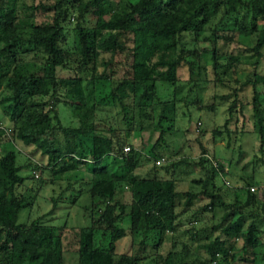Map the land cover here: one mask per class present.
Wrapping results in <instances>:
<instances>
[{
	"label": "trees",
	"instance_id": "1",
	"mask_svg": "<svg viewBox=\"0 0 264 264\" xmlns=\"http://www.w3.org/2000/svg\"><path fill=\"white\" fill-rule=\"evenodd\" d=\"M105 1L89 0L87 6L95 7ZM62 3L60 0L55 4L50 23L38 25L29 18L18 20L13 8L7 10L0 6V83L4 78L1 101L11 122V127L6 130H9V143L12 144L0 155V264H52L54 253L61 244L62 228L48 225L45 220L53 215L58 200L51 198L52 207L45 217L19 223L20 210L31 205V200L19 191L25 179H32L36 188L31 185L30 189L38 192L49 184L42 177L43 172L51 173L56 179L57 174L84 162L88 163L86 169L91 177L79 194L84 193L89 202L85 207L88 222L75 233L77 264H139L147 259L149 249L156 250L154 264L264 262V241H260L264 233V213H261L264 211V191L251 192L252 180H246L239 187L240 191L235 190L239 196L235 194L233 201L226 203L215 185L216 177H223L220 174L226 169L214 157H205L204 150L196 162L203 170V178L192 180L199 185L195 191H180L178 178L157 173L145 177L137 175L138 154L131 148L127 154L122 153L124 146H116L111 136L97 131L93 105L80 85L73 86L68 92L71 104L80 108L77 127L63 126L53 112H37L40 104L36 99L54 98L58 74L69 67L61 47L65 43L62 22L66 17ZM221 5L226 7L227 14L238 13L243 0H126L123 9L110 12L108 17L97 15L92 26L85 25V19L75 25L72 44L79 57L77 63L81 66L92 61L98 54L102 32H110L107 35L112 40V50L125 49L131 58V86L126 98L132 97V101L123 105V109L129 111V118H125L127 125L134 122L135 114L151 122L153 110L157 111L158 120L173 121L175 105L179 101L174 97L176 87L172 89V97L164 99L157 86L175 85L182 64L192 71L203 51L197 45L186 46L182 38L196 40L210 12ZM249 7L253 19L248 33L254 38L247 50L252 52L254 61L251 75L243 84L254 89L251 102L253 131L259 136L261 145L264 142V92H258L256 86L264 85V75L257 71L264 51V24L258 27L255 20L258 16L264 19V0H250ZM220 38L214 37V45ZM38 53L42 55V61L33 63L30 69L18 64L20 57L29 54L37 57ZM210 53L214 74H231L232 57L226 56V62L220 63L215 46ZM216 81L221 83L218 77ZM195 103L199 100L191 101V104ZM234 103L232 101L227 109L230 116ZM229 119L225 120L226 124ZM147 127L138 125L136 132ZM219 132L214 129L213 136H219ZM15 142L24 147L33 146V150L45 158V164L37 161L18 163V152L13 147ZM149 154L156 160V154L151 150ZM109 158L117 163L114 171L108 168L106 161ZM213 161L216 167L212 165ZM30 165L32 176L21 177L19 172ZM122 189L129 192L128 204L120 197ZM200 199L205 203L198 206L196 202ZM216 210H221L218 223L205 224L201 228L194 226L214 217ZM123 221H127V228L122 226ZM206 232L216 235L210 236ZM166 234L170 235L171 246L162 256L158 249ZM126 235L130 236L131 252L116 254V243ZM178 235L185 240L179 239ZM237 239L241 240L239 249L235 246ZM200 250L206 255L204 262L191 257L198 255Z\"/></svg>",
	"mask_w": 264,
	"mask_h": 264
},
{
	"label": "rangeland",
	"instance_id": "2",
	"mask_svg": "<svg viewBox=\"0 0 264 264\" xmlns=\"http://www.w3.org/2000/svg\"><path fill=\"white\" fill-rule=\"evenodd\" d=\"M58 1L60 0H0V6L7 10L13 8L18 20L29 18L38 25L51 22L54 6ZM88 1L63 0L62 9L66 11L65 20L62 22L65 43L61 47L69 67L62 69L58 74L54 98L45 96L36 99L40 104L37 112L40 110L53 112L59 117L63 126L77 127L80 108L71 104L68 92L73 86L80 85L87 94L88 101L93 105V118L97 131L111 136L116 146L128 145L135 154H138L139 165L135 171L137 175L145 177L157 173L163 177L178 178L177 188L180 191H195L199 189V185L192 180L203 178V170L196 165V162L204 150L210 158L214 157V160H219L220 164L222 162L226 169V172L220 174L223 177L218 176L215 180V185L226 203L233 201L235 194L239 193L235 190L240 191L239 187H242L246 180H252V185L257 191H264V142L260 145V138L253 131L251 102L254 89L251 85L243 84L246 77L251 75L253 69L251 63L254 61L252 52L247 50L252 46L254 38V35L248 33L253 19L249 7L250 0H243L238 13L227 14L224 5L214 9L203 24V29L198 33L196 40L183 36L182 40L186 42V46L197 45L203 53L201 52L192 71L184 64L178 68V80L175 85L168 87L158 84L157 86L159 95L164 99L172 97V89L176 87L174 97L179 101L175 105L174 120L160 121L157 119V111L153 110L154 117L151 122L148 123L146 119L137 117L135 114V120L130 125H127V119H125L129 118V111L123 109V105H127L126 102L132 101V97L129 100L126 98L131 86L129 82L131 58L126 50H112V40L107 35L110 32L103 31L97 45V56L87 65L79 66L77 63L79 57L72 44L73 28L77 23L80 24V21L85 19L87 21L85 25L92 26L95 24L97 15L102 14L105 18L108 17L110 12L123 9L126 0H107L95 7L87 6ZM263 24L264 19L258 16L255 25L259 27ZM245 28L247 30L244 32ZM216 36L222 38L214 45L213 40ZM104 39L108 42L106 43ZM213 46L216 47L220 56L218 58L220 63L226 62V56L232 57L233 61L230 59L231 74L226 76L214 74L210 53ZM41 61V54L38 53L37 57L29 54L20 57L18 64L30 69L33 63ZM9 65L11 66L12 63L9 62ZM257 71L264 75V51ZM216 77L221 79V83L216 81ZM3 82L4 78L0 83V155L4 148H8L11 144L9 130H6L11 127V122L5 111L4 102L1 101L4 96ZM256 90L264 92V85L256 86ZM56 98L57 101H55ZM194 99H198L199 103L191 104ZM232 101L235 103L230 116L227 109ZM211 105L213 109L209 110L208 107ZM90 112L92 113L91 108ZM227 118L230 119L226 124ZM138 125L148 127L138 133L136 132ZM216 128L220 132L219 136L214 137L212 131ZM13 147L18 152V163L32 164L37 161L45 164V158H41L39 151H34L33 146L24 147L15 142ZM149 150L157 155L156 159L164 158L161 167H155V156L149 154ZM106 162L108 168L114 171L117 163L110 158ZM87 164L79 163L69 171L57 174L56 179L51 173L43 172L42 177L49 181V184L41 187L42 189L38 192L30 189L31 185L36 188L32 179H25L22 188L20 187L21 191L17 190L24 193L28 201L31 200L30 206L20 210L19 223L44 216L52 207L51 198L58 200L53 215L45 220L48 225L62 228L61 244L58 251L54 253L52 264H77L75 233L80 226L88 222L85 207L89 202L84 193L79 194V190L83 192L85 182L91 177L86 169ZM171 164H174V167ZM31 172L30 165L29 168L22 169L19 175L26 178L32 176ZM221 178L228 181L229 185L224 184ZM122 190L120 195L122 201L126 204L130 203L128 190ZM204 203L205 201L200 199L196 205L200 206ZM220 216L221 210H216L214 217L194 226L201 228L205 224L208 226L216 224ZM122 223V226L127 228V221ZM206 233L210 236L216 235V233L214 235L210 232ZM180 238L185 240L181 236ZM260 241H264V233L261 234ZM130 242L129 235L118 240L116 254L130 253L132 249ZM240 245L241 240L237 239L236 248L239 249ZM170 246L171 238L166 234L158 253L165 256ZM155 256L156 250L149 249L147 259L139 264H154ZM191 257L193 260L198 258L202 262L206 259L202 250L198 255L194 254ZM258 264H264V262Z\"/></svg>",
	"mask_w": 264,
	"mask_h": 264
},
{
	"label": "built area",
	"instance_id": "3",
	"mask_svg": "<svg viewBox=\"0 0 264 264\" xmlns=\"http://www.w3.org/2000/svg\"><path fill=\"white\" fill-rule=\"evenodd\" d=\"M129 150H130V147H129L128 145H126V146L123 147V149H122V153L127 154V153L129 152ZM204 156H205V157H209L206 153L204 154ZM163 163H164V158H162V157H160V158H158V159H156V160L154 161V164H155L156 166H160V165L163 164ZM212 165L216 167V163H215L214 161L212 162ZM223 181H224V180H223ZM224 184L229 185V182H228V181H224ZM255 189H256L255 186H251V187L249 188V190H250L251 192H254ZM256 190H257V189H256Z\"/></svg>",
	"mask_w": 264,
	"mask_h": 264
},
{
	"label": "crops",
	"instance_id": "4",
	"mask_svg": "<svg viewBox=\"0 0 264 264\" xmlns=\"http://www.w3.org/2000/svg\"><path fill=\"white\" fill-rule=\"evenodd\" d=\"M118 243V242H117ZM117 243H116V245H117Z\"/></svg>",
	"mask_w": 264,
	"mask_h": 264
}]
</instances>
